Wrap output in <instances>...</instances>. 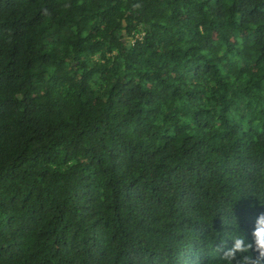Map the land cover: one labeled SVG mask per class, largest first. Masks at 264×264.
<instances>
[{
	"label": "trees",
	"instance_id": "trees-1",
	"mask_svg": "<svg viewBox=\"0 0 264 264\" xmlns=\"http://www.w3.org/2000/svg\"><path fill=\"white\" fill-rule=\"evenodd\" d=\"M261 213L264 0H0V264H238Z\"/></svg>",
	"mask_w": 264,
	"mask_h": 264
},
{
	"label": "clouds",
	"instance_id": "clouds-1",
	"mask_svg": "<svg viewBox=\"0 0 264 264\" xmlns=\"http://www.w3.org/2000/svg\"><path fill=\"white\" fill-rule=\"evenodd\" d=\"M252 241L246 243L243 236L233 237L232 247L225 252L224 258L231 261L235 258L236 253H246L238 264H264V213H261L254 224L252 230ZM250 249L257 253L253 258L250 254Z\"/></svg>",
	"mask_w": 264,
	"mask_h": 264
}]
</instances>
